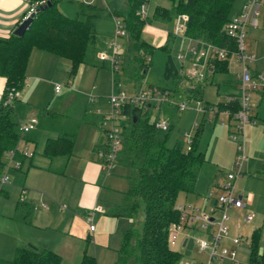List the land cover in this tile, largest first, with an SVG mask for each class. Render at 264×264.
I'll return each instance as SVG.
<instances>
[{
    "label": "trees",
    "instance_id": "obj_1",
    "mask_svg": "<svg viewBox=\"0 0 264 264\" xmlns=\"http://www.w3.org/2000/svg\"><path fill=\"white\" fill-rule=\"evenodd\" d=\"M128 1L125 12L116 13L122 15L127 29V41L119 69L140 79L148 70L150 55L154 49H164L167 53L164 76L184 78V80L171 88L149 83V86L143 89L148 90L151 96L167 97V100L171 94L177 93L183 94L187 99H201L199 92L201 83L205 79L199 80L195 77L188 69L187 61L183 59L178 58L180 65H176L170 53L172 41L176 37L174 30L166 28L168 30L166 41L157 46L142 36L143 27L147 23L167 26L173 24L179 15L186 14L184 30L186 37L201 38L207 42L229 45L233 48L234 40L225 35L223 26L233 15L235 0H167L165 2L158 0L152 6L151 0ZM46 2L45 7L36 9L30 25L22 35L12 32L9 36H0V74L6 77L0 101V175L4 171L9 150L24 137L19 128L27 105L18 102L17 95L9 98L8 102L5 101L9 97V91H18L22 88L32 48L38 47L70 59V75L75 74L82 62L99 66L93 55H90V51L95 53L98 43L102 40L96 29V20L102 13L101 8L93 2L77 0V12L75 16H71L59 8L58 0H46ZM143 2L149 4L146 16L140 11ZM227 61L228 58L213 59L211 63L214 71L217 68L219 72L225 71ZM118 71L113 73L115 79L118 78ZM232 85L238 87V82H233ZM238 92L229 93L238 94ZM149 102L156 105L151 99L145 106L129 102L122 105L124 117L118 159L131 168V174L125 205L121 206L117 213L137 214L141 202L143 222L140 230L133 226L125 231L122 245L113 264H175L181 258V252L172 248L169 243V227L172 222L181 220V211L177 208L179 193L195 190L200 170L206 159L205 151L199 150L198 146L201 125L205 117L194 133L192 132L189 149L179 139L168 145L173 124L168 123L167 129L157 127L156 120L159 116L151 118L148 110ZM158 102H160L158 109L161 111L165 101ZM205 105H216L220 109L229 107L232 112L239 107V100L229 102L225 97L217 102L206 100ZM95 119L100 121L98 116ZM75 139L76 133L67 131L49 136L43 144L42 154L51 159L63 156L68 160ZM16 156L21 159V166L10 171L18 169L24 177L27 169L35 165L34 154L28 157L19 154ZM26 161L28 162L24 166ZM24 207H28L27 202L19 200L15 217L30 220L33 207L25 209L26 213L23 215L21 208ZM259 239L260 228H255L249 246V264H264V249L259 251ZM61 260V255L52 249H40L25 244L16 247L12 258L0 257V264H61ZM79 264H97V260L95 255L84 249Z\"/></svg>",
    "mask_w": 264,
    "mask_h": 264
},
{
    "label": "rangeland",
    "instance_id": "obj_2",
    "mask_svg": "<svg viewBox=\"0 0 264 264\" xmlns=\"http://www.w3.org/2000/svg\"><path fill=\"white\" fill-rule=\"evenodd\" d=\"M77 0H58V6L61 10L71 16H75V12L71 10V5L76 8ZM158 0H151V6ZM167 1V0H160ZM90 2L95 3L101 8V16L96 20V29L102 38H106L107 34L113 31V13L125 12L128 7V0H92ZM242 3V0H235L233 4V10H236ZM149 9V6H148ZM111 15V17H110ZM122 17V15H120ZM176 21V20H175ZM175 21L167 26L157 24L154 28L146 27L143 30V36L146 40L156 43L159 40L155 38L158 35L163 36V29L174 27ZM155 25L154 23H147ZM149 28V29H148ZM167 30V29H166ZM168 31V30H167ZM176 37L172 41L170 53L173 56L176 65H180V60L177 58V52L183 45L184 40L181 38V34H176ZM127 37V36H126ZM122 43V47L126 43V38H119ZM234 44H231L233 46ZM244 45L246 50L255 53L257 59L251 64V67L262 69L264 72V6H261L259 14V25L247 26L244 35ZM235 48V47H233ZM95 53L90 51V55L96 60L97 53L101 50V46L98 43ZM63 57V56H62ZM167 57V53L164 49L155 48L150 55L151 62L148 65V70L143 77L136 79L129 74L124 73L123 69H119L117 77H119V85L125 90L127 94H134L140 89L149 86V83L158 86H168L171 88L176 83H182L184 78H166L164 76V63ZM64 62H69L66 57H63ZM231 64L227 75L219 74L218 78L221 79L225 76L230 77L232 82H238L237 72L240 70V65L231 56ZM97 61V60H96ZM70 65V64H69ZM110 68V69H109ZM100 67L97 74V68L91 64L84 63L79 65L75 74L70 75L64 65H57L56 71L44 72L45 75L52 80V84H45L43 86L46 101L50 102V107L54 106L55 100H57L61 94L54 92V84L59 83L62 85V90L72 91L78 94L80 98L76 99L72 106H59L57 109L64 111L65 114H69L75 121L79 128L80 134L75 145L76 157H72L68 166L65 168L63 174H54L52 178H43V173L37 171V169H31L29 171V177L27 183L34 189H27V183L25 182V193H21L22 177L20 175H12L10 172L9 183H5L6 189L9 191V195L5 196L0 194V257L12 258L15 254V249L18 246H24L29 244V236L34 233V227L26 223H20L21 218L15 217L14 203L16 199H28L26 198V190H30L31 194H35L33 201L36 203V209L49 210L55 214L59 212L60 218L66 224L70 222L71 234L61 236L55 230L46 228H37L42 231V238L46 242L52 241L51 246L58 247L57 249L61 253V264H79L82 251L86 249L88 253H92L96 256L97 264H113L117 258L118 249L121 247L125 231L133 226V220H130L128 224L125 221L128 219L120 216L112 217L110 211L106 210L107 204L105 199L108 197L116 204L122 202V184L126 183V180L122 179V163L113 162L111 168L105 169L100 172V178L96 184L97 187H101L102 190L99 193L100 203L95 207H102L101 211H96L95 215L92 212L93 220L91 224L96 228V231L90 230V224L88 222V214L85 212V208L78 204V198L81 190L84 187L85 182L82 181L78 174L71 167V163L75 160L80 161L79 156L86 154L87 145L90 141L89 138L92 135L93 142L91 144V150L93 145L100 141V138L104 136V132L100 128V123H94L91 126H86L83 122L84 109L86 108L87 98L97 100L99 94L107 95L113 87L115 82V76L113 75L111 67ZM128 69V68H127ZM126 69V71H127ZM75 76V77H74ZM74 79V81H73ZM93 88V91L91 89ZM229 87L221 84L216 86L215 83L207 82L203 86L202 98L199 99L201 105L205 104V101L217 102L224 99ZM234 92L239 91L238 87H231ZM262 88L259 90H252L250 96L251 111L253 114V122H248L244 129V146H245V158L240 160L237 158V142L231 138V131L234 129V120L224 115L223 118L211 119L212 113L206 111L205 114L202 111H197V100L194 98L187 99L183 94H171L165 104H162L163 110H159L158 106L160 102H156V105L151 104L148 106V110L151 118H165L168 123H172V129L168 139V145H172L177 139L181 140L184 145L186 143V137L184 132L191 131L194 133L198 124L201 123L203 115L205 119L201 125V132L199 136V150L205 151V161L200 170L199 184L201 186V193L196 192L180 193L177 197L179 204L193 205L201 204L205 202L202 194L208 189L209 179H218L223 181L224 175L227 171L240 170L241 174L237 175L234 179V192L235 194H242L245 201V205L241 207L230 206L227 209L228 218L225 223L228 227L227 235L233 238L239 237L240 241L236 246V258L239 264H249V246L251 243V235L255 228H260V239L258 242V249L262 251L264 249V91ZM64 91V92H65ZM184 101L186 108L183 110L177 109L176 103ZM154 102V101H153ZM175 103V104H174ZM168 104V105H167ZM46 104L36 106V113L43 119L45 116ZM64 105V104H62ZM102 107V106H101ZM62 108L66 109L63 110ZM107 111V108H103ZM102 110V111H103ZM96 111V110H95ZM165 111V112H164ZM59 113V112H58ZM97 113V111H96ZM98 114V113H97ZM99 116V114H98ZM170 117V118H168ZM195 122L197 123L195 125ZM105 138V136H104ZM42 142V141H41ZM37 147V154L35 155V161L39 162L42 158L41 145ZM30 149L34 148L32 142H27ZM24 145V142L20 143V146ZM40 152V153H39ZM64 158V157H60ZM28 161L25 162L24 166ZM56 162H53L55 165ZM23 166V167H24ZM125 167V166H123ZM126 168V167H125ZM125 170V169H124ZM108 172V173H107ZM108 174V175H107ZM105 175L109 176L108 179ZM27 180V179H26ZM221 181V182H222ZM42 186L44 194L42 192L36 193L35 187ZM218 193L223 189L217 190ZM215 193V194H218ZM206 198V197H205ZM210 198V197H208ZM212 198V197H211ZM207 205H197L201 211L213 213L216 216H220V211L215 209L213 199L206 200ZM46 205L48 209H45ZM112 209V208H111ZM143 210V208H142ZM89 211V210H88ZM90 208V212H91ZM41 213V211H38ZM253 213V217L250 220L245 218L247 213ZM36 213V212H35ZM111 216V217H109ZM126 218V219H125ZM49 227L55 226L53 218ZM141 223L135 224L136 229H141ZM216 224H213L211 231L215 230ZM130 226V227H129ZM201 227H199L200 229ZM204 228H201L202 230ZM194 241H190V251L182 254L181 258L175 264H199L198 262H206L208 257L201 252L196 241L197 237H204L200 231L192 234ZM180 236V235H179ZM177 237V242L172 244L173 247L179 248L180 239ZM97 237V238H96ZM88 241V244H87ZM233 241V240H232ZM84 246V248H83ZM86 246V247H85ZM60 248V249H59ZM234 249V248H233ZM217 260V259H216ZM214 260L215 264H218V260ZM203 263V262H202Z\"/></svg>",
    "mask_w": 264,
    "mask_h": 264
},
{
    "label": "built area",
    "instance_id": "obj_3",
    "mask_svg": "<svg viewBox=\"0 0 264 264\" xmlns=\"http://www.w3.org/2000/svg\"><path fill=\"white\" fill-rule=\"evenodd\" d=\"M89 2L90 0H83ZM46 0H27V9L22 16V20L27 18L32 12H35L37 7ZM264 6V0H242L240 9L233 14L229 20H227L223 26V32L225 35L233 38L235 48H230L229 45H219L213 42L204 41L201 38L186 37L185 19L186 14L179 15L175 20L173 30L176 34H181L187 38V43L183 49L177 52V58L187 61L189 70L194 73V76L199 80H203L207 75L214 72V66L211 63L213 59H225L230 56H234L240 65V70L237 72L238 79V94H227L226 99L231 102L235 99L239 100V107L232 111L229 107L223 109L218 108L216 105L206 106L201 105L199 99L197 100V111H202L204 114L206 111L212 113L211 119L223 118L224 115L234 120V129L231 131V138L237 142V158L240 162L245 158V146H244V129L246 123L251 121V91L254 89L264 88V72L262 70L251 67V64L256 61L257 56L255 53H251L246 50L244 45V35L247 26H258L259 14L261 6ZM148 2H143L140 6L141 13L146 16L148 13ZM113 31L106 42L105 51L99 52V56L102 60L109 63L112 72L118 71L120 63L122 61V53L124 48L119 38H126L127 29L125 28L123 19L120 15L113 14ZM60 84L55 86V89L60 88ZM18 91H9L8 99L16 96ZM157 102L159 100L167 101V97L151 96L146 89H140L134 94H127L125 90L119 86L113 88L110 94L107 96L108 110L102 111L101 108H97L96 111L100 115V127L102 128L106 137L108 150L106 152L99 151V155L103 157L104 166L111 168L114 160L117 158L122 140V105L125 102L131 104H140L145 106L148 100ZM175 104V103H174ZM151 103L149 102L148 106ZM176 108L183 110L186 108V103L180 101L176 103ZM38 117L33 114L21 121L20 131L22 136L34 129L38 123ZM156 126L162 129H167L168 122L165 118H158L156 120ZM186 148H190L192 140V132L185 131ZM21 139L17 142V145L9 150L7 161L4 166V171L0 175V189L9 181V173L12 168L21 166V159L16 155L19 154L24 157L32 156L34 150L30 149L27 145L20 146ZM241 163H238L240 165ZM241 171L229 170L225 173L223 181L216 186L219 189H223L218 194H215L213 190L208 191V196L215 199V209L220 211V216H216L213 213L201 211L199 207L193 205L178 204L177 208L181 211V220L178 222H172L169 227V243L172 245L176 242L178 233L184 224L190 226L201 227L206 230L210 229L213 224H216L215 230L209 232V236L197 237L199 249L206 251L207 261L202 264H214L216 259L229 258L232 264H238L236 258V250L229 248L225 245H221L222 238L227 234L228 227L225 220L228 218L227 209L230 206L241 207L245 205L242 194H235L234 192V179L237 175H240ZM253 213H247L245 218L250 220L253 217ZM90 228L94 226L90 222ZM234 243H239V237H233Z\"/></svg>",
    "mask_w": 264,
    "mask_h": 264
},
{
    "label": "crops",
    "instance_id": "obj_4",
    "mask_svg": "<svg viewBox=\"0 0 264 264\" xmlns=\"http://www.w3.org/2000/svg\"><path fill=\"white\" fill-rule=\"evenodd\" d=\"M90 1H92V0H90ZM240 6L236 10H233L232 14H235L236 12H238V10L240 9ZM27 7H28L27 0H0V36H9L13 32V30L21 22L22 16H23L24 12L26 11ZM70 7H71L72 11L77 12V5H76V8H74L73 4ZM113 14H116V13L112 12V15ZM110 17H111V15H110ZM111 19H112V17H111ZM145 26L149 27V28H152V27L155 28L157 26V24H155V25L146 24ZM145 26L143 27V30H144ZM143 30H142V36H143ZM162 32L164 33L162 37H161V35H158V37L155 38L156 40H159V41H157L156 43H154L152 41H150V42L156 44L157 46L163 44L166 41L167 30L163 29ZM111 33L112 32L107 34L106 38H102L101 42L99 43L101 46V50L99 52L105 51V49L107 47L106 42H107L108 38L110 37ZM181 38H182V40H184V42L178 51L183 49L184 46L186 45L187 41H188L187 38H185L183 35L181 36ZM126 41H127V37H126ZM125 46H126V43L124 45V50H125ZM99 52L97 53V58H96L99 66L93 65V64L88 63V62H82L79 65H82L84 63L91 64L97 68V71H96L97 74L100 72L99 71L100 67L109 68L110 67L109 63L100 58ZM232 57H234V56H232ZM62 58H63L62 56L57 55L51 51L44 50V49H41L38 47H33L31 52H30L28 62L26 65L24 84H23L22 88L18 90V93H17L18 102H24L27 105L23 111L22 118L25 119V118L35 114L39 119L36 127L34 129L30 130L29 132H27L26 134H24V137L21 138V141H20V143L24 142V145H27V146H28L27 142H29V141L35 145L34 148H32V150H34L33 159H34L35 165H31L27 169V172L25 173L24 177L22 176L20 170H18V169H14L13 171H10V172H12V175H16V176L20 175L22 177V184L24 185V187H22L21 193H25L24 188H26V187H27V189L32 188L31 186H29V183H27L28 177H29V171H31V169H34V170L37 169V171H41L43 173V178L41 180L43 181V185H44V181L46 180V177L52 178L53 176H51V175L63 174L65 172V168H66V166H68L67 164H69L71 158L76 157L75 145L77 143V139H78V136L80 134V131H79L80 126L78 128L75 121L70 117L69 114H65L64 111H60L57 108L59 106H63V107L68 106V108L71 107L73 102L76 99L80 98V96H78V94H76L75 92H72L69 90H66V91L64 90L65 91L64 92L62 90V85L60 86V88L58 90H56L55 86L59 83H55L54 84V92L56 94L62 93V96H60L57 100H55L56 102H55L54 106H56V107H53V106L50 107L49 104L51 101L50 100L46 101L47 96L45 95V90L43 88V86L45 84H52L51 82L53 80V79L47 77L45 75V73H43V71L44 72L56 71L57 65H60V64L64 65L66 70H68V67L69 68L71 67L70 59L67 58L69 60V62H64L62 60ZM230 58H231V56L228 58V61L226 62L227 69L225 71L219 72L218 68H217L216 71H214L213 73L206 76L205 80H203V82L201 83L202 86H201L200 92H199L200 96H202L204 84H206L208 81L215 83L216 86H220L221 84L228 86L229 89H228V91L225 92V94L232 92L231 87H233V85H232L233 82L231 81V78L225 76L224 78L221 79V81L218 78L219 74L227 75V73L229 72V68H230V64H231ZM234 59L237 62L235 57H234ZM255 69H257V68H255ZM258 70H262V69H258ZM69 71H70V69H69ZM73 81H74V79H73ZM5 82H6V77L0 74V101L2 99V95H3V91H4V87H5ZM119 82L120 81H119V77H118L117 79H115V82L113 83V87H111V91L113 90V88H116L117 86L120 87ZM262 89L263 90H261V91L263 92L264 88H262ZM257 90H259V89H257ZM91 91H93V88L91 89ZM110 92L104 96L102 94H99L97 100H92V99L87 98V100H86L87 106L84 109V115H83V122L82 123H84L86 126H91L97 122L99 123V121H96V119H95V117L98 116V114L96 113L95 110L97 108H101V110H103V108H108L107 96L110 94ZM42 104H46L44 106H41L42 108H45V110H46L45 116L43 117V119L40 117V115H38L36 113V106L42 105ZM62 104H64V105H62ZM62 109L66 110L64 108H62ZM251 113H252V111H251ZM204 117H205V115H203L202 120ZM252 117H253V114H251V121L250 122H253ZM99 118H100V115L98 116V119ZM219 118L220 117L214 118V120L215 119L217 120ZM196 124L197 123L195 122V125ZM101 130H102V128H101ZM62 131L75 132L76 133L74 148H73L72 154L70 155L69 159L65 160V158H60L63 156H56V157L51 159V158L43 155L42 151H41V154H42L41 157L42 158L40 159L39 162H37L38 160L35 161V155L37 154V147L39 145V142L42 141L40 143L41 150H42L43 144H44L47 137L57 135L58 133H60ZM104 136H102V138H100V141H97L93 145L92 150H91V144L93 142V139H91L92 138V135H91L89 138L90 141L88 142V145H87L86 154L79 156L80 161L75 160L71 163V167H74L73 170L78 174V177L82 181L85 182L84 187L82 188L80 196L78 198V204H80L81 206H83L85 208V210H84L85 212L87 211V214H88L87 219H88L89 224L93 220L92 212H94L93 215H95L96 213H98L96 211L102 210V207L100 206V204L97 207H95V206H96V204L98 205V203L101 202L100 197H99V193L102 190V188L100 186L97 187L96 182L99 179L101 180L100 172L107 169L104 166L103 157H101L99 155V151L106 152L108 150L106 137L104 138ZM100 145H102V146H100ZM95 147L97 150L95 149ZM119 161L120 160L118 159V156H117V158L114 160V162L118 163ZM53 162H56L55 165H53ZM121 163H122V171L125 172L124 174H122V179L126 180V183L122 184V191H121L122 192V202L115 205V203L111 200V198L108 197L107 199H105V204H107L106 210L110 211L109 215L113 214L112 217H115V218L116 217L119 218L120 216H122V217L126 216V218L128 220L125 221V224H128V222L130 220H133V226L135 227V224H137V223L142 224V222H143V210H142L143 206H142L141 202H139V210H138L137 214L133 213V214L129 215V214H126L124 212L122 214L117 213L119 208L121 206L125 205L126 192H127L128 188L130 187V177L129 176L131 174V168L128 165H126L125 162H121ZM123 166H125L126 168ZM9 175H10V173H9ZM107 175H105V177H107L106 179H108V177H109ZM199 176H200V174H199ZM199 176H198V179L196 182L195 190L192 191V192H196L197 194L201 193V186L199 184ZM221 181H222V179H221ZM221 181L218 179H214V178L209 179V183L207 186L208 189L206 190L205 193L202 194L203 199L206 203H207L206 200H209V199H213L215 202L214 198H211V197L208 198L209 197L208 191L213 190L214 193H218L217 190H219V188L216 185L218 183H220ZM25 182L28 184L26 187H25ZM7 183H9V181ZM35 188H36L35 189L36 193L42 192L44 194L45 189L42 186H36ZM1 189H0V194H3L5 196L9 195V191L6 189L5 184L2 186ZM32 189H34V188H32ZM180 193H183V192H180ZM185 193H187V192H185ZM25 196H26V198H29V200L28 199H22V198L16 199V201L14 203L15 207H14L13 212H16L17 204H18L19 200H21V199L25 200L27 202L28 207H30V206L33 207L31 215H30V220L21 219V221H19L20 223H26V224L32 225L35 228L34 233L28 237L29 238L28 240H30L29 244L34 245L40 249H44V248L52 249L61 255L60 251L57 249L58 247L51 246L52 241L46 242L43 240V238H42L43 233L41 230H39L37 228L43 227L44 229H46V228L53 229L63 237L66 234H71L70 222H67L65 224L64 221L60 218L59 212L55 214L54 212L49 211V210H41L39 208L36 209V203L33 201V197L35 196V194H31L30 190L29 191L26 190ZM205 202L202 201L200 203L203 205H207ZM201 204L195 203L194 205L197 206V205H201ZM28 207H24V209L21 208V214L25 215V213H26L25 209H27ZM44 207H46L45 209H48V207L46 205ZM90 208L92 210L91 212H90ZM38 211H41V213H39ZM109 217H111V216H109ZM16 218H18V217H16ZM52 218L54 220H56L55 226L49 227L51 222H52L51 221ZM133 226L131 225V227H133ZM200 229L196 226H190L187 223L184 224L178 233V236L180 235L178 238V239H180L179 248L177 249L176 247H173V246H172V248L179 250L181 252V254H185L188 250L190 251V248H189V247H191L190 241H194V239L192 238V236H193L192 234H194V232L200 231L203 234V236H206V237L209 236V232H211V227L208 230H206V229L200 230ZM90 230L96 231V228L95 227L93 229L90 228ZM232 239L233 238L229 237V235H227V236L225 235L222 238L220 244L225 245L229 248L235 249L236 246L238 245V243H234L232 241ZM176 242H177V240H176ZM26 244H28V243H26ZM87 244H88V241H87ZM83 248H84V246H83ZM201 252L204 253L205 255H207L206 251L203 250ZM202 262H204V261H200L198 263L202 264ZM217 263L218 264H232V262L229 258L219 259Z\"/></svg>",
    "mask_w": 264,
    "mask_h": 264
},
{
    "label": "water",
    "instance_id": "obj_5",
    "mask_svg": "<svg viewBox=\"0 0 264 264\" xmlns=\"http://www.w3.org/2000/svg\"><path fill=\"white\" fill-rule=\"evenodd\" d=\"M47 5V2L39 5L37 8L38 10L45 7ZM35 15V12H32L27 18L21 20V22L18 24V26L13 30L15 34L22 35L26 28L30 25L33 17Z\"/></svg>",
    "mask_w": 264,
    "mask_h": 264
}]
</instances>
